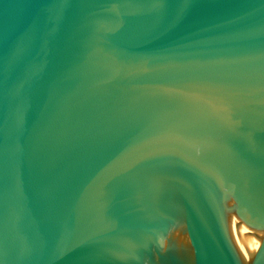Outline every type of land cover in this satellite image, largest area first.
<instances>
[{"label":"water","instance_id":"1","mask_svg":"<svg viewBox=\"0 0 264 264\" xmlns=\"http://www.w3.org/2000/svg\"><path fill=\"white\" fill-rule=\"evenodd\" d=\"M0 264H264V0H0Z\"/></svg>","mask_w":264,"mask_h":264},{"label":"bare ground","instance_id":"2","mask_svg":"<svg viewBox=\"0 0 264 264\" xmlns=\"http://www.w3.org/2000/svg\"><path fill=\"white\" fill-rule=\"evenodd\" d=\"M247 243H249V242L247 241V239H244V252L246 253V255H247L248 258H249L251 252H250V250L248 249V248H250V247H249V245H248Z\"/></svg>","mask_w":264,"mask_h":264}]
</instances>
